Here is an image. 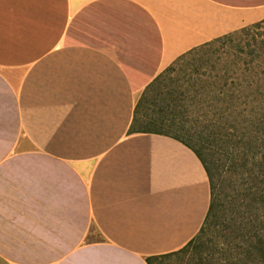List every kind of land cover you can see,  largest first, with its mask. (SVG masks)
I'll use <instances>...</instances> for the list:
<instances>
[{"label": "crops", "instance_id": "obj_1", "mask_svg": "<svg viewBox=\"0 0 264 264\" xmlns=\"http://www.w3.org/2000/svg\"><path fill=\"white\" fill-rule=\"evenodd\" d=\"M264 0H0V264H148L191 240L210 189L194 151L133 129L180 55Z\"/></svg>", "mask_w": 264, "mask_h": 264}, {"label": "rangeland", "instance_id": "obj_2", "mask_svg": "<svg viewBox=\"0 0 264 264\" xmlns=\"http://www.w3.org/2000/svg\"><path fill=\"white\" fill-rule=\"evenodd\" d=\"M262 19L264 17L242 27ZM263 30L264 27L253 29L251 34L244 36L243 45H240L243 49L233 43L195 48L182 61L175 60L169 68L167 66L161 79L138 98L134 129L178 135L183 139H186L185 134L192 133L195 143L203 142L199 139L202 134L218 132V141L205 144L216 150V158L219 154L218 162L222 164L219 178L224 181L226 196L236 195L243 187L239 156L247 147V138L257 137L255 134L259 133L256 132L261 130L258 122L264 119L249 103L254 99V92L240 91L235 85L241 80L243 62L252 58L249 50L255 47L253 38H260L258 32H263L261 36L264 37ZM179 127L183 130L178 131ZM225 216L228 218L230 214ZM217 250L213 253L209 249L206 253L221 264L219 259L224 252ZM188 258L189 255L181 259L165 258L155 264H190Z\"/></svg>", "mask_w": 264, "mask_h": 264}, {"label": "trees", "instance_id": "obj_3", "mask_svg": "<svg viewBox=\"0 0 264 264\" xmlns=\"http://www.w3.org/2000/svg\"><path fill=\"white\" fill-rule=\"evenodd\" d=\"M263 27L264 19L216 37L197 47H212L216 44L227 45L230 43L241 47L244 36L251 34L253 29L260 30ZM258 35L260 38H253L255 47L249 50L252 58L243 62V66L240 67L241 80H238L235 85L239 87L240 91L254 92V99L249 103L254 105L253 110L264 118V37L261 36L263 32H258ZM197 47L180 55L176 60L182 61ZM241 48L243 49V47ZM161 77L162 72L154 78L143 93L158 82ZM226 81H224V85ZM138 105L139 101L136 103L133 125L136 121ZM174 121L173 119L171 123L173 124ZM258 123V128L261 130L256 133L259 134H255L257 137H253L248 133L253 139L247 138V147L243 148L239 156L242 169L239 173L243 187L238 190L236 195L230 196L225 195L224 181L219 178L222 173L220 169L222 164L218 162L220 161L219 154L216 158V150L214 151V148L205 144L218 141L220 139L218 132L200 135L199 139L203 141L200 143L193 141L196 137L192 133L185 134L186 139H183L178 135L157 132L184 142L194 151L208 177L210 200L207 213L197 234L176 251L147 257L148 264H155V261L165 258L181 259L186 255H189L190 264H218L217 260L214 261V258L206 253L209 249L213 250L211 251L213 253L216 249L219 252H224L221 253L219 259L222 261L221 264H264V119ZM179 130H183V127H179ZM216 172H220V174L216 175ZM224 212L230 214V217L227 218Z\"/></svg>", "mask_w": 264, "mask_h": 264}]
</instances>
